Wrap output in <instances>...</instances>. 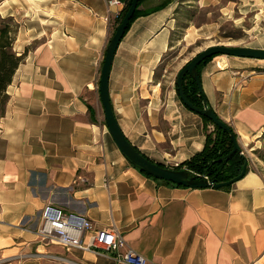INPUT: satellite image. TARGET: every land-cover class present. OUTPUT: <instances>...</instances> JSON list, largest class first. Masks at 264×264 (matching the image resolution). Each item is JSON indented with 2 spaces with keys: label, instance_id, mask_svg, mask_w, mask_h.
Here are the masks:
<instances>
[{
  "label": "crops",
  "instance_id": "0c3cea01",
  "mask_svg": "<svg viewBox=\"0 0 264 264\" xmlns=\"http://www.w3.org/2000/svg\"><path fill=\"white\" fill-rule=\"evenodd\" d=\"M112 1L0 0L1 13L22 20L14 49H27L0 118V264H122L110 253L42 241L46 204L114 226L146 264L263 260L264 60L220 54L199 71L208 105L246 151L244 175L229 188L161 182L125 158L104 121L101 67L129 0ZM222 1L142 0L112 59L108 96L122 133L167 168L201 151L206 133L163 79L171 34L183 12L218 7L229 15L235 0Z\"/></svg>",
  "mask_w": 264,
  "mask_h": 264
},
{
  "label": "water",
  "instance_id": "95a60500",
  "mask_svg": "<svg viewBox=\"0 0 264 264\" xmlns=\"http://www.w3.org/2000/svg\"><path fill=\"white\" fill-rule=\"evenodd\" d=\"M138 1L139 0H131L126 12L124 13L122 19L118 23L116 29L114 30L110 38V41L107 45L103 65L101 67L99 95L103 107L104 121L110 135L112 136L120 152L133 166H135L140 171L144 172L147 175H150L155 179L163 180L191 188H203V187L221 188L234 183L244 175L247 167L246 162L242 165L241 171L237 176L233 177L228 181L213 183V181L210 178L206 179L195 172H191L188 168H183L181 170H178L173 168H167L165 166H161L156 162H152L142 153H140L136 149V147L133 146L122 133L114 116V113L112 111L108 96V76H109V71L114 53L128 27L129 21L133 16ZM215 54H223V55H229L235 57H246V58H255V59L264 60V48H254V47H244V46L235 47V46H228L221 44L211 45L203 49L202 51L198 52L197 54H195L189 61H187L179 69L176 75V80H175L176 89L183 104L191 111L207 117L215 126L229 133L230 139L233 143V147L232 150L225 157V159L227 160L235 152H239L241 147L237 141L236 135L231 132L230 126L224 121H222L214 112V110L208 105L207 99L202 90L200 77L197 71V65L199 63H201L206 58H209ZM186 74L189 75L191 79L195 82L198 93L199 95L202 96L201 97L202 107H199L195 105L193 102H191L184 93L183 78Z\"/></svg>",
  "mask_w": 264,
  "mask_h": 264
},
{
  "label": "rangeland",
  "instance_id": "374dc122",
  "mask_svg": "<svg viewBox=\"0 0 264 264\" xmlns=\"http://www.w3.org/2000/svg\"><path fill=\"white\" fill-rule=\"evenodd\" d=\"M226 1L228 0H223L222 3ZM231 5L233 12L226 16L220 15L218 7L207 10L193 9L182 13L181 19L171 34L170 50L165 56V61L170 64H168L169 71L163 79L170 81L171 86L175 85L177 71L195 54L208 46L221 44L235 47H264V0H235ZM204 21H215L216 24L204 33L186 36L189 27ZM5 25L9 26L10 36L15 41L18 29L22 25L21 18L9 17L0 12V28ZM14 41L12 50L19 55L22 52L18 53L14 49ZM159 71H161L160 68L158 75H160ZM212 129V125L209 128L207 126V131Z\"/></svg>",
  "mask_w": 264,
  "mask_h": 264
},
{
  "label": "trees",
  "instance_id": "16d2710c",
  "mask_svg": "<svg viewBox=\"0 0 264 264\" xmlns=\"http://www.w3.org/2000/svg\"><path fill=\"white\" fill-rule=\"evenodd\" d=\"M141 1L142 0L138 1L137 7ZM130 2L131 0L126 2L122 12L115 18L114 30L116 29L118 23L122 19ZM137 7L133 13L132 18L129 21L128 27L131 24V22L140 14V11L137 9ZM10 33L11 30L9 29V26L5 25L0 28V118L4 115L5 106L8 101V94L6 92V89L12 80L16 68L18 67V65L25 56V51L17 55V53L12 50L11 46L14 40H12ZM217 55L220 54H215L209 58H206L201 63H199L197 65L198 74L200 68L210 59H212L214 56ZM184 79L187 80V86L191 87L192 92L195 94H199L197 90V86L195 82L191 79V77L189 75H186ZM201 97H202L201 95H198L195 98L196 100L195 103L194 101L190 99L189 100L193 102L195 105L202 107L200 101ZM199 116L202 118L204 122V129L206 132L204 147L201 151L195 153L193 156L185 160L183 163H181L179 166H177L174 169L181 170L183 168H188L191 172H195L200 175H207L208 178H210L213 181V183L228 181L240 173L242 165L246 162L247 159L239 152H235L229 159L226 160L225 159L226 155L232 150L233 147V143L230 139L229 133L215 126L207 117L202 116L200 114ZM208 125H212L213 129L207 131ZM231 132L233 133L232 129ZM263 158H264V154H263ZM147 176L151 177L150 175ZM159 181L170 183L163 180H159ZM170 184L181 186L174 183H170ZM230 186L231 184L221 188H229Z\"/></svg>",
  "mask_w": 264,
  "mask_h": 264
},
{
  "label": "built area",
  "instance_id": "2783aa9c",
  "mask_svg": "<svg viewBox=\"0 0 264 264\" xmlns=\"http://www.w3.org/2000/svg\"><path fill=\"white\" fill-rule=\"evenodd\" d=\"M110 3L116 4L118 1ZM239 153L246 155L243 148ZM201 176L208 179L207 175ZM36 233L46 244L110 253L118 263L146 264L147 261L143 255L126 246L124 237L114 226L97 228L91 220L77 214L66 213L52 204H46L42 208ZM249 264H264V259Z\"/></svg>",
  "mask_w": 264,
  "mask_h": 264
},
{
  "label": "flooded vegetation",
  "instance_id": "af4514ba",
  "mask_svg": "<svg viewBox=\"0 0 264 264\" xmlns=\"http://www.w3.org/2000/svg\"><path fill=\"white\" fill-rule=\"evenodd\" d=\"M187 75V74H186ZM185 75V76H186ZM184 76V77H185ZM183 90H184V93H185V95L187 96V98L188 99H190V100H192V101H194V103L196 102V100H195V98L199 95V94H195V93H193L192 92V89H191V87L189 86H187V80L186 79H184L183 78ZM200 101H202V99L200 100Z\"/></svg>",
  "mask_w": 264,
  "mask_h": 264
}]
</instances>
